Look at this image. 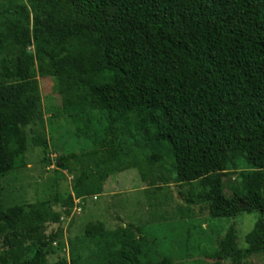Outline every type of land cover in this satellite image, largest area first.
Returning a JSON list of instances; mask_svg holds the SVG:
<instances>
[{
  "label": "trees",
  "instance_id": "1",
  "mask_svg": "<svg viewBox=\"0 0 264 264\" xmlns=\"http://www.w3.org/2000/svg\"><path fill=\"white\" fill-rule=\"evenodd\" d=\"M36 75L53 76L59 93L79 97L74 110L85 120L82 128L90 114L106 122V143L90 148L96 160L72 181L75 197L101 192L107 174L130 166H149L148 185L199 180L196 196L211 217L258 212L244 234L245 251L264 250V0L1 5L0 177L25 164L30 125L41 120ZM111 130L131 137L136 148L113 144ZM40 144L44 151V138ZM163 155L171 160L170 178L153 174L151 165ZM56 164L63 167V158ZM238 168L247 171L226 195L219 174ZM60 217L0 200V264H80L79 254L59 255L61 240L53 244L58 232L44 234L46 219ZM82 233L90 241L105 234L118 242L98 220L86 221ZM121 234L120 246L93 264H169L159 255L142 262L144 249L133 231ZM238 253L230 222L215 240L212 264L233 261Z\"/></svg>",
  "mask_w": 264,
  "mask_h": 264
},
{
  "label": "rangeland",
  "instance_id": "2",
  "mask_svg": "<svg viewBox=\"0 0 264 264\" xmlns=\"http://www.w3.org/2000/svg\"><path fill=\"white\" fill-rule=\"evenodd\" d=\"M25 1L0 0V6ZM35 77L41 120L30 125L33 133L28 135L23 155L25 164L0 177V200L7 205L20 204L25 209L32 205L46 212L60 213L59 221L47 218L44 223L45 235L60 234L53 242L56 244V239L61 240L63 247L59 255L68 259L71 253L79 254L80 264L87 261V264H93L107 250L120 246L123 229L126 233L133 231L132 238L144 249L140 255L142 262H154L159 255L169 258V264H212L215 240L233 222L239 253L233 261L225 259L223 262L264 264V250L245 251L244 234L258 212L242 210L233 218L211 217L206 202L196 196L201 191L199 180L181 184L155 180V185H148L149 166L143 171L130 166L107 174L100 186L101 192L82 199L75 197L71 190L72 181L96 160L97 156L87 154L90 148H102L106 143V122L101 115L94 113L90 114L87 127L82 128L85 120L78 118L74 110V107H80L79 97H75L72 91L59 93L53 76ZM113 133V144L136 148L131 137L111 130ZM42 138L46 144L44 151L41 144L38 145ZM58 158H63V167L56 164ZM170 161L168 155H163L157 163L153 162V174L170 178ZM244 171L247 169L238 168L219 174L226 195H230L231 185L239 183ZM239 206H245L244 200L239 201ZM88 220L101 221L104 228L115 233L118 242L111 244L105 234L99 241L85 238L82 229ZM52 261L53 257L47 256V262Z\"/></svg>",
  "mask_w": 264,
  "mask_h": 264
}]
</instances>
